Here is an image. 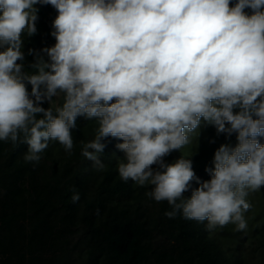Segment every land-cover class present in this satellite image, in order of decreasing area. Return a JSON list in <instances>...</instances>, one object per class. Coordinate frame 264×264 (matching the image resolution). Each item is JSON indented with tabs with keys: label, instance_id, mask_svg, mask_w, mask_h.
<instances>
[{
	"label": "clouds",
	"instance_id": "9594fccd",
	"mask_svg": "<svg viewBox=\"0 0 264 264\" xmlns=\"http://www.w3.org/2000/svg\"><path fill=\"white\" fill-rule=\"evenodd\" d=\"M231 3L0 0V141L27 144L25 161L39 163L51 141L72 155L77 118H95L96 135L81 141V154L97 171L105 168L103 141L118 138L120 179L150 185L146 196L170 205L166 217L247 231L248 198L264 186V0ZM38 4L58 15L56 43L42 50L48 60L29 49L33 74L17 61L25 60L22 35L37 33ZM62 94V106H41ZM202 118L217 134H237L235 147L215 151L204 181L191 160H164L192 143L188 133ZM193 181L199 186L184 198ZM79 200L73 189L72 203Z\"/></svg>",
	"mask_w": 264,
	"mask_h": 264
},
{
	"label": "trees",
	"instance_id": "16d2710c",
	"mask_svg": "<svg viewBox=\"0 0 264 264\" xmlns=\"http://www.w3.org/2000/svg\"><path fill=\"white\" fill-rule=\"evenodd\" d=\"M236 2L232 0L230 6ZM34 7L39 9L37 33L22 35L25 60L17 61L33 74L36 70L30 65L36 56L29 55V49L48 60L42 50L56 43L51 32L58 15L51 5ZM26 87L34 99L31 85ZM62 103L63 94L41 106L55 109ZM76 123L71 130L72 155L58 141H51L39 163L25 161L27 144L0 141V264H264V186L248 198L253 207L245 213L247 231H236L234 224L210 231L207 221L179 215L170 219L165 216L171 210L167 201L146 196L150 185L140 187L120 179L117 165L125 160V153L117 145L123 141L111 137L103 141L106 148L100 159L105 168L97 171L82 156L81 141L94 139L98 122L78 117ZM188 135L192 143L164 160L167 164L191 160L202 181L211 178L206 168L214 167L215 151L222 144H237L236 133L217 134L203 118ZM258 139L264 144V136ZM198 186L191 182L184 198ZM73 189L80 193L75 204Z\"/></svg>",
	"mask_w": 264,
	"mask_h": 264
}]
</instances>
